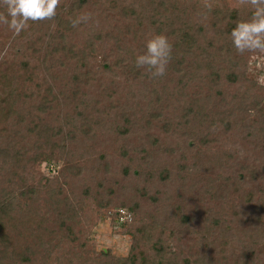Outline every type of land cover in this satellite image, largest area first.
<instances>
[{
    "label": "trees",
    "instance_id": "trees-1",
    "mask_svg": "<svg viewBox=\"0 0 264 264\" xmlns=\"http://www.w3.org/2000/svg\"><path fill=\"white\" fill-rule=\"evenodd\" d=\"M91 1L100 2L102 8L113 5L112 13L121 8L123 14L128 10L136 16V11L124 6L125 0ZM134 1L145 8L140 22L136 20L131 25L137 27L136 31L126 27L124 30L122 24L96 28L102 24L100 20L96 27L89 28L94 33L89 31L87 37L79 40L78 31L86 23L74 28L70 21L89 1L74 0L63 12L58 7L54 19L30 23L16 36V42H25L19 43L18 51L31 52L30 58L35 57L37 62L31 67L27 58L21 62L23 76L8 82V90L2 91L5 97L0 102V120L15 134L7 133L5 140L1 139L4 131L0 132V264L7 252L11 253L8 261L16 259L17 264L38 261L40 264H135L138 260L140 264H215V255L211 253L218 250L216 246L235 244L247 252L242 257L248 263L261 264L256 250L264 239V188L254 201L252 195L239 193L237 183L255 174L264 177V98L262 93L260 96L261 88H254L255 84L247 81V53L238 54L228 35L237 21L249 18L251 6L246 0ZM143 25L147 28H142ZM139 28L142 31H137ZM107 31L113 33L110 35ZM153 34L166 35L173 45L166 75L155 80L134 64L136 55L144 51L145 40ZM125 36L139 38L129 47ZM41 53L45 56L39 60ZM110 55H114V63H108ZM62 56L75 66L70 80L55 71L63 67ZM96 61L99 68L94 71L91 64ZM231 88L235 89L233 93ZM24 96L25 100L34 99L38 103L33 114H27V122L20 119L23 113L17 110V101L24 100ZM249 101L253 109L259 110L256 118L259 114L262 116L259 125L256 118L250 123L247 119L250 115H245ZM11 113L18 116L15 124L7 120ZM221 129L226 135L224 142L216 138ZM177 130L198 141L193 144L190 140L189 145L193 144L194 149L200 147L198 154H204V163L212 171L211 180L203 187H195L196 181L192 185L185 181L181 188L173 189L168 169L160 168L155 160L159 152L172 150L169 141L177 138ZM139 131L144 133L139 144L124 142L118 150L117 157L125 162L121 174L125 178L132 175L134 179L147 174L151 180L157 176L162 189L156 188L152 195L142 193L136 202L131 199L123 202L114 196L115 187L108 182L113 176L112 169L106 174L109 194L105 197L100 188L76 186L74 179L67 177L73 173L78 175L83 164L98 172L100 168L107 172L108 152H95L101 144L100 138L106 133L117 139L118 136L129 138ZM227 132H237L246 144H253V149L259 150L257 167L239 164L230 155ZM211 145L221 147L222 155L212 156ZM52 165L58 167L57 174L41 177L42 169L49 173ZM236 167L247 176L239 175L233 182L235 188L226 190L232 184L224 178V172L234 173ZM180 170L184 173L185 167ZM39 176L45 181L43 190L33 183ZM42 191V203L34 209L37 203L33 200ZM206 195H213L216 202L222 201L213 208L203 201ZM232 195L240 196L242 205H230ZM34 210L43 212L47 222L35 221ZM91 214L110 216L135 233L136 245L138 238L148 235L155 240L154 254L138 255L132 246L125 259L104 253L97 261L89 242L88 228L94 222ZM242 219L243 223L238 221ZM170 226L190 236L195 248L189 256L173 250L178 236H174ZM153 232L158 235L156 239ZM29 234H35L36 241L32 244L26 240V248L18 251ZM38 234L47 239V254L38 253ZM198 234L200 240L195 237ZM215 235L218 238L210 241ZM53 253L55 257H51ZM39 255L43 258L39 259Z\"/></svg>",
    "mask_w": 264,
    "mask_h": 264
},
{
    "label": "rangeland",
    "instance_id": "rangeland-1",
    "mask_svg": "<svg viewBox=\"0 0 264 264\" xmlns=\"http://www.w3.org/2000/svg\"><path fill=\"white\" fill-rule=\"evenodd\" d=\"M74 0H60V3L58 7H62V12L64 9H67L69 5L72 4ZM89 2L87 5H85L83 10H81L82 13H91L92 18L86 22L85 27L83 30L86 29V31H78L79 32V40H81L82 36L87 37L89 34V31L91 26L96 27V25L100 24V20L102 21V24L97 26L96 28H100L102 25L109 26V25H121L123 26V29L125 30L126 28H130L129 31H136L137 27L131 26L136 23V20L140 22V14L144 11V7L140 3H136L134 0H125L124 1V6L130 7L133 9V11H136V16L130 13L128 10L126 13L121 10V8H118L115 10L113 13L110 12L112 10V6L108 4L106 8H102L100 2H92L91 0H88ZM104 2V0H102ZM231 2H235L236 0H229ZM92 2V3H91ZM236 3L239 4V1ZM98 5V6H97ZM99 10V11H97ZM5 12V9L3 6H0V13ZM80 12V13H81ZM78 13L77 15H79ZM131 14V15H130ZM146 12L144 13L143 17H145ZM149 14V13H148ZM124 16V17H123ZM149 16V15H148ZM143 22V21H142ZM147 25V23L145 24ZM145 25L142 26V28H147ZM92 27V28H93ZM126 27V28H125ZM150 30V28H148ZM147 30V29H145ZM137 31H142L141 28H139ZM110 32V35L113 33V31H107V33ZM94 33L93 31H90V34ZM116 33V31H114ZM109 35V36H110ZM16 36L13 35L12 31L9 30L8 26L6 24H0V102L2 99L5 97L2 94V91L7 89L8 90V82H12L17 78L18 76H23V70L21 68V62H23L26 58L30 61V66L35 65L37 62L35 57L34 59H31V52H25L21 54V50H19L18 46L21 44H24L25 42L22 41H17L16 42ZM128 36V35H127ZM125 36L126 38H128ZM124 38V39H126ZM139 37H133L131 36L128 38V46H132V42L137 40ZM77 41V40H75ZM80 48V45H75ZM123 46V45H122ZM108 48V47H107ZM121 50V49H119ZM247 56V72H246V78L247 81L255 84V87H260V96L262 93V96L264 98V53L261 52H253L249 53L246 52ZM43 56H45V53H41L39 56V60H42ZM114 56V55H113ZM112 55H110V58L107 60L108 63H114L115 59ZM30 58V59H29ZM60 62H62L63 67H58L55 71L57 73H62V76L66 80H70L71 76L75 74V66L73 65V62L70 60L64 59V56L61 57ZM58 64V63H57ZM66 66H65V65ZM60 65V66H62ZM93 66L92 69L94 71H97L96 69L99 68V61L94 62V64H91ZM65 66V67H64ZM63 69V70H62ZM117 72V70H115ZM114 72V73H115ZM107 76L110 78L111 74L108 73ZM60 77V76H59ZM61 78V77H60ZM63 81V79H61ZM69 82V81H68ZM8 84V85H7ZM247 85V83L245 82ZM69 85V84H68ZM174 84L170 85V88H173ZM234 88H231V92H234ZM259 90V89H258ZM28 92V91H27ZM188 93V92H187ZM29 98V95H27V99ZM31 98H34L31 97ZM8 99V98H7ZM11 101L13 99L9 97ZM17 104L19 105L18 111L22 116L20 119H25L27 122L26 116L27 114L31 115L33 114V109L36 110L38 103L36 100L33 99V101L30 100H19L17 101ZM5 106V105H4ZM3 106V107H4ZM230 106H232L230 104ZM17 108V106H16ZM222 111L223 109H219V111ZM14 112V109L11 110ZM264 111V110H263ZM259 110L253 109V106L251 105L250 101L248 102V107L245 109V115L248 114L250 117H247L249 122L251 123L253 120H255L256 115L258 114ZM9 114L8 115V121L10 120L11 123L15 124V120H18V116L15 114ZM11 116V117H10ZM116 114L114 113L113 117H115ZM241 114L239 115L238 119L240 118ZM170 117V115H169ZM246 117V116H245ZM168 118V117H167ZM172 118V117H171ZM174 119V118H172ZM175 120V119H174ZM258 125L262 121V116L259 114L258 118H256ZM3 119L0 120V132H3V137L1 139L6 140V135L7 133L10 134H15L13 132L9 125L2 124ZM176 122L177 119L175 120ZM119 124H122L121 119L119 118L118 120ZM17 129V128H16ZM158 132V131H157ZM178 132V130H177ZM219 134H216V138L219 139V141L224 142V136L223 135V129L218 131ZM157 134V133H156ZM227 142L230 143V155L234 158L237 159V162L239 164L244 162V165H249L250 167H257L260 162H257V156L256 152L258 153L257 150L253 149V144H246L245 141L242 140V137L240 134L237 135V132H227ZM144 133L142 131L135 132L131 137L129 138H123L121 136H118V139L109 134H105L103 136V139L100 138L99 143L101 141V144L98 146V151H95L97 154L103 153V152H108L107 154L109 155V169L107 172L104 171L103 168H100V172L97 171L96 168H91L89 164H83L82 165V170H80V173L78 175H75L73 172L72 174H68L67 177H71V180L74 179L73 184L74 185H82L85 184L89 188L95 190L97 188L101 189V193L103 197L105 195H108V187L107 186V178L106 174L109 172L110 169H112L113 176L111 175L110 178L108 179V182L110 183V186L112 185L115 187L114 191V196L118 200H121L123 202L128 201L131 199V201L136 202V200L140 197V194L142 193H147L152 195L154 190L156 188L162 189V185L158 183V178L155 176L154 180L148 179L147 174H143L140 178L134 179V177L131 175L130 177H123L121 174V166L124 165V161L119 159L117 157L118 150L120 146L124 142L130 141L133 143L135 146L140 143L139 138H143ZM184 133L178 132L177 138H174L171 142L169 141V144L172 146V150L166 151L164 153H160L157 155L158 157L155 158V160L158 161L160 168L165 167L169 171V179H171L170 183L173 189H177V187L181 188L182 184L186 181L187 185H192L193 183H196V186L198 188L203 185H205L208 181L211 180V172L208 169V166L204 163V154H198L200 151V147L197 148H192L193 144H196L198 141H195L193 138L189 139L185 136H183ZM186 138V141L183 139ZM215 139V136H211V140ZM192 140L193 144L190 146L189 141ZM253 143V142H252ZM88 146L89 143H87ZM210 153L213 156L214 154L218 153L222 155L221 153V147L216 148V146L211 145ZM259 154V153H258ZM260 159H262V155L260 154ZM141 156H137V159H141ZM96 164V163H95ZM53 166V167H52ZM49 167L51 172H47V170H43L41 172V168L39 169L40 176L41 177H52V175L57 174L58 172V167L56 165H52ZM87 166V167H86ZM184 166L185 170L184 173L182 170H180V167ZM245 166V167H246ZM42 167V166H40ZM152 165L148 168H151ZM55 170V171H54ZM234 173L229 171V173L224 172V178H228L230 180V183L232 184L230 187L226 188V190H231L234 187L233 182L235 180L239 179V175L241 174H246V172H241L237 167L233 169ZM37 177L35 181L33 180L34 186H36L38 189L43 190L45 181L41 177ZM74 176V177H73ZM186 178L184 181L183 179ZM246 178V177H245ZM241 180V183H237L239 185L240 191L239 193L247 196V195H252V199L256 201L261 195V189L264 188V177L262 175H257L255 174L254 177L247 178ZM245 180V181H244ZM194 181V182H192ZM196 181V182H195ZM221 182H219L217 185H219ZM220 186V185H219ZM186 188H191V186H187ZM185 188V189H186ZM103 191V192H102ZM193 191V190H192ZM44 196V192L42 191L39 197L34 198V202L37 203V206L34 207H40V204L42 203V197ZM234 195L230 196V205L233 206H240L242 205V198L241 200L238 199L239 197H233ZM222 197V196H221ZM247 198V197H246ZM226 199V200H229ZM239 200V201H238ZM203 201H206L207 203H210L211 207L215 208L218 207L214 206V204H220L222 199L219 200V202H216L214 200V196L211 195H206L205 198H203ZM115 209V208H114ZM34 215H35V221H40L44 220L46 221V218L42 215L43 212H40V210H34ZM91 216L94 218V222L90 225V228H88V232L90 233V244L91 248L94 250L95 256L97 258V261L101 260L102 257L104 256V253L109 254L111 257L116 258H127L130 255L131 252V247L135 246V253H138V255L144 254V256L149 257L150 255H153L154 252L152 251L153 245L155 240L150 238L148 235L145 234V236H141V238L137 240V245L134 242V235L132 231H129V229L121 226L118 224V222L113 221L110 216H98L95 214H91ZM244 218V217H242ZM130 220V219H129ZM237 221V219H235ZM241 223H243L244 219L238 220ZM171 230L174 232V236H178L177 241H175L173 244V250L179 251V253H183L185 256H189L190 253H193L194 248L192 245V242L190 240V236H186V233L183 235L184 232L180 229L175 230L174 226H170ZM129 231V232H127ZM154 233V232H153ZM182 233V234H181ZM155 239L158 237L156 233H154ZM196 238H201V236L198 234L195 236ZM38 238V253L39 254H47V251L49 250V247L47 246L48 242L46 243L45 240H43L42 237L37 235ZM194 238V237H193ZM218 238L217 235L214 237L210 238V241L213 239ZM42 239V240H41ZM28 243L34 244V241H36L35 234H29L28 237H24L22 240L21 244L18 246V251H22L26 248V241ZM222 242V241H221ZM225 242V241H224ZM262 244L258 246V250H256V256L261 264H264V239H262ZM228 243V242H227ZM49 245V244H48ZM54 247V246H52ZM218 248L215 253H211L215 255V264H250L248 263L245 258L246 251H244L243 247L241 245H233V246H227V247H222V245L216 246ZM63 249V248H62ZM61 249V250H62ZM10 251V248H9ZM13 251H17L14 249ZM200 248H198V252H200ZM24 252V251H23ZM6 257L4 258V261H2V264H17V260L15 259L14 262L8 261L9 257L11 256V253H6ZM56 253L51 254V257H55ZM244 255V256H243ZM243 256V257H242ZM39 259L43 258V255H39ZM138 263L135 264H140L141 261L138 260ZM34 264H40V262H35Z\"/></svg>",
    "mask_w": 264,
    "mask_h": 264
},
{
    "label": "clouds",
    "instance_id": "clouds-1",
    "mask_svg": "<svg viewBox=\"0 0 264 264\" xmlns=\"http://www.w3.org/2000/svg\"><path fill=\"white\" fill-rule=\"evenodd\" d=\"M251 6L247 20L237 21L228 33L238 54L264 53V0H246ZM60 0H0L5 12L0 13V24H6L13 35H20L30 23L50 21L57 15ZM91 13H82L71 19L72 27L88 22ZM173 45L163 34H153L145 40L144 51L136 55L134 64L144 69L155 80L166 75L172 59Z\"/></svg>",
    "mask_w": 264,
    "mask_h": 264
},
{
    "label": "built area",
    "instance_id": "built-area-1",
    "mask_svg": "<svg viewBox=\"0 0 264 264\" xmlns=\"http://www.w3.org/2000/svg\"><path fill=\"white\" fill-rule=\"evenodd\" d=\"M123 214V212H121ZM128 217V216H127Z\"/></svg>",
    "mask_w": 264,
    "mask_h": 264
}]
</instances>
